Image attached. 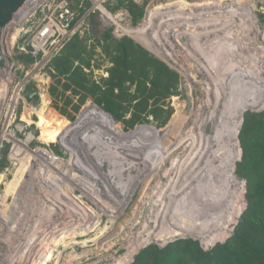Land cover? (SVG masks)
I'll return each mask as SVG.
<instances>
[{"label": "rangeland", "instance_id": "obj_1", "mask_svg": "<svg viewBox=\"0 0 264 264\" xmlns=\"http://www.w3.org/2000/svg\"><path fill=\"white\" fill-rule=\"evenodd\" d=\"M69 1L78 15L80 0ZM253 2L259 11L263 12L260 13L256 10V17L260 24L257 39L261 43L258 47L250 50L252 52L244 51L245 55L230 57L220 55L217 59L220 63L229 62L228 58L231 59V65L225 63V66L234 68L232 72L237 76L248 73L250 68L246 64L247 61L254 59L264 61V49H261V46H264V2L259 0ZM122 3L124 6L111 10L112 14H119L122 11L124 16L121 24L125 27L137 26L146 13L148 0H122ZM46 4L44 0L34 8L28 20L24 21L23 26L25 28L34 29L47 10ZM109 18L104 17L94 25L86 20L87 23L81 25L67 39L65 44L59 47L49 45L47 54L42 52L36 54V56L39 55L36 61L18 56L20 52L17 49V43L12 41L9 44V35L14 33L10 27L4 28L0 40L2 54L9 67L6 71V77H8L7 98L12 99L15 94L18 96L13 108L8 111L4 110L0 118V194L5 195L7 184L21 166L20 156L12 154L15 152L13 139L18 140L17 142L27 148L35 149L37 146H44L63 161L57 159L54 154H50L44 148L38 147L35 150L29 148L42 158L48 166L41 161L38 162L34 157L32 171L26 176L25 191L23 190V193L20 192V194L28 198V202L33 204L36 203L34 200L38 193H45L44 197L47 201L45 208H50V211H52L51 208H53L56 199L66 203L62 197V191L57 186H61L67 192L71 190L74 194L83 195L80 189L77 191L70 185L69 180L61 177L60 173L53 167H59L69 176L71 174L78 181L87 183L88 180L84 177L72 172L71 169L74 168L81 175L89 176L99 185L95 173L90 172V168L92 169V164L97 166L99 162L102 166H97V168L100 170V174H103L101 168L109 164L113 154L115 156L114 163L118 164L120 175L122 178L125 176L129 178L127 183L118 182L125 186V189L121 188L116 195L121 196L122 194V199L117 197L120 210L127 203L123 214L116 221L110 222L117 216L118 211L112 205L106 204L104 207L108 209L110 214L101 213L103 216L99 227L86 235L80 234L82 236H73L57 242L52 256H60L59 264H115L119 258L125 256L126 246L133 236H143L148 229H153L160 209V193L169 187L168 183L175 175L172 161L180 160L186 156L189 141L186 140L179 144L171 155L160 163L157 169L146 174L141 180L138 178L146 173L145 171L154 161L162 157L176 139L179 140L185 133L198 130V123L210 113V108L206 104L207 98L211 96L210 93L209 96H206L208 95L206 94V83L210 82V78L205 77L203 72L197 70L198 62L196 63L195 57L200 55H196L194 58L186 53L169 57L159 55L147 44L119 29L113 16V19L110 16ZM108 32L111 39L117 41L119 46L113 41L107 48V45L110 44ZM123 58H125V63L122 62ZM237 60L240 62L237 63ZM67 61L72 62L73 68L82 67L87 78L96 84L91 93L78 90L65 76H59L53 71L54 64H64ZM154 61H157L159 65H154ZM228 72L224 71L223 75L228 74ZM29 86L35 88L37 96L36 98L32 96L31 99L27 100ZM211 88L213 90V85ZM40 111L50 122V127H46L47 129L55 128L67 135L69 133L64 124L72 125L81 121L84 114L89 111L100 113L118 127L128 142L137 145V150L152 154L148 156L146 161L140 162L139 159L134 160L133 158L131 160L129 155L125 154L127 150L125 152L123 149H120L122 152L113 150L114 153L104 151L108 155V159L99 160L100 156L106 155L99 154L93 159L92 164H89L83 152L81 153V143L74 142L73 139L70 144H67L68 142L48 143L42 140L41 133L44 129L40 125L44 117L40 120L39 115L36 114ZM262 111L264 108L257 112ZM248 112L252 111L246 110L243 117ZM88 119H86L88 123H83L84 128H88L87 124L91 125L93 122ZM232 125L239 127L240 123L234 121ZM169 126H171L170 130L168 129ZM241 127L242 124L240 129ZM159 132L163 134L157 137ZM73 135L72 132L70 136L77 137ZM237 138L241 151L235 163L234 171L241 178L237 176L238 180L231 189H226V193L215 198L214 196L209 198V196L205 199L206 202L200 203L203 208L216 206L214 209L216 210V219L219 218L217 220H220L218 223L224 230L227 227L226 237L207 246L200 239L185 234L179 236L180 238L174 236L164 242L153 241L140 247L129 264L134 262L138 253L150 248H152L151 251L156 248L166 249L170 253V263L187 264L195 256H200L201 252H208L226 242L232 243L237 224L246 214L252 223L250 230L254 231L256 237L254 244H263L264 246V186L259 188V184L264 182V167L259 171L253 170L252 172L249 168L240 167L242 148L238 135ZM111 144L112 146L117 145V143ZM27 158L24 161L28 164L30 158ZM261 158L262 154H260L259 159ZM124 166L126 167L124 168ZM165 171H167L166 174ZM57 176L60 177V180ZM248 176L253 182L251 193L257 195V199H253V204H251V212H245L248 207ZM113 185H116L114 180L104 186L106 190H110ZM31 187H34L32 188L33 192H31ZM94 191L97 193L96 189ZM133 191L134 193L129 199ZM10 200V193H8L5 196L4 207L9 204ZM36 200L42 201V198L38 197ZM190 206L192 207L193 204ZM32 209L33 207H30V211ZM56 218L57 216H55ZM51 222L54 221L46 224ZM194 224L197 228H201L200 220H195Z\"/></svg>", "mask_w": 264, "mask_h": 264}, {"label": "built area", "instance_id": "obj_2", "mask_svg": "<svg viewBox=\"0 0 264 264\" xmlns=\"http://www.w3.org/2000/svg\"><path fill=\"white\" fill-rule=\"evenodd\" d=\"M43 1L27 0L13 14L14 18L6 25L14 31L13 34L10 33L9 35V44L12 41L17 43L19 52H30L35 56L40 52L47 54L49 45L61 46L81 25L87 23L88 17L95 11H99L102 18L110 19L109 16L112 15L115 19L114 22L117 21L122 25L121 20L124 12L112 14L107 9L109 4H115L118 0H89L90 5L79 17H77L69 0H45L47 10L41 20L37 22L33 30L25 28L23 26L24 21L28 20L34 8ZM253 1L148 0L146 13L137 26L146 27L147 39L160 48L159 55L160 53H166L168 57L171 56L170 54L184 55V49L187 45L186 39L188 40L196 34L205 40H207L206 38L236 37L242 34L253 37L254 26L258 30L260 29L259 19L256 17V10L259 11V9ZM259 1L264 2V0ZM83 2L84 0L79 1L80 7L83 6ZM245 8L250 10V14L246 12ZM15 141L18 140L13 139L14 143ZM38 147L55 155L54 152L44 146H37L36 148ZM13 148L15 147L13 146ZM13 153H16V149ZM55 157L59 159L57 155ZM105 158L108 159L107 154L103 157L100 156L99 160ZM112 163L101 168L104 172L103 176L106 175V180H110L107 171L117 169L112 168ZM53 168L60 173L61 177L67 178L70 185L77 191L80 189L85 196L74 194L71 190L67 192L61 186H57L62 191L61 194L66 203L56 199L53 208H51L52 211H50V208H45L47 207L45 193H38L34 200L36 203L33 204L28 202V198L21 196L20 192L23 193L25 182L17 194L15 191L10 192L11 200L6 207H4L5 200L0 201V264H59L60 256H52L57 242L73 236L86 235L99 227L103 216L101 213L108 214L104 208L106 204L112 205L118 211L117 216L110 222L116 221L123 214L127 203L120 210L117 197L122 199V194L121 196L116 195L121 188L125 189V186L118 182H125L126 180H117L116 185L111 186L110 190H106L105 182L102 181L104 178L98 174L100 170L97 166L92 165L90 172L95 173L99 185L89 176L81 175L74 168L71 169L72 172L84 177L88 180L87 183L78 181L71 174L69 176L59 167ZM57 178L60 180L59 176ZM32 188L34 187H31V192H33ZM94 189L97 190V193ZM39 190L41 192V189ZM133 193L134 191L131 192L129 199ZM0 196L2 195L0 194ZM38 197L42 198L43 204L42 201L36 200ZM30 207H33L31 211ZM55 216H57L56 219ZM50 221L54 222L46 224ZM140 240L141 235L133 236L126 246L127 251L123 256L126 264L132 262L134 254L140 247L147 245H139ZM48 253H50L49 256ZM121 259L122 257L118 260ZM118 260L115 264H118Z\"/></svg>", "mask_w": 264, "mask_h": 264}, {"label": "bare ground", "instance_id": "obj_3", "mask_svg": "<svg viewBox=\"0 0 264 264\" xmlns=\"http://www.w3.org/2000/svg\"><path fill=\"white\" fill-rule=\"evenodd\" d=\"M245 10L247 13L250 11L248 8H245ZM110 17L112 18L111 15ZM115 22L123 32L147 44L156 53L160 52V48L147 39L145 26L125 27L120 25L119 22ZM253 29L254 35L249 39L247 38L251 35L247 34L219 39L206 38L207 40L196 34L190 39H186L187 45L184 53L193 58L200 55L195 57L197 59L196 63L198 62L197 70L203 72L205 77L210 78L211 83H206V94H208L206 96H209V93L211 94L206 101L210 113L203 121L198 123V130L185 133L179 140L176 139L162 157L154 161L149 169L147 168L146 173L138 178V180H141L146 174L157 169L160 163L171 155L179 144L186 140L189 141L186 156L180 160L175 159L172 161L175 175L169 181V187L160 193L161 203H159L160 209L157 213L155 227L151 230L148 229L146 234L141 236L139 245L153 241L164 242L174 236L180 238L179 236L185 234L200 239L207 246L226 237L227 227L224 230L221 228V224L218 223L220 220H217L219 218L216 219V210L214 209L216 206H212L214 208H203L200 203L209 196V198L212 196L215 198L226 193V189H231L232 185L238 180L234 168L240 156L237 138L240 125L238 127L232 125V123L234 121L241 122L243 110L247 108L259 109L264 106V61L254 58V60L247 61L246 64L250 68L248 73L237 76L232 72L234 68L231 69L225 66L226 64L231 65V59L228 58L229 62L225 61L226 64L218 62L217 59L220 55L225 57L245 55L244 51L248 52L254 47H258L261 43L257 39L258 28L254 26ZM179 40L182 42L181 39ZM158 41L161 40L158 39ZM261 49H264V46H261ZM164 54L167 56L166 53H160V55L166 57ZM238 62L240 61L237 60ZM8 68L7 63H4L0 69V118L4 110L8 111L13 108L18 98L16 94L12 99L7 98L8 77H6V71ZM224 71L229 72L223 75ZM33 94L34 96L30 94L28 98L31 99L32 96L36 98L37 93L33 92ZM30 111L32 112V110ZM36 114L39 115L40 120L43 119L42 111ZM26 119L28 120L27 117ZM5 136L7 137V134ZM14 147L16 153H13V155L20 156L21 166L15 172L13 179L7 184L5 195L0 196L1 202L5 200L6 194L14 191L16 194L18 193L26 180V176L32 171L34 157L48 166L42 158L20 142L15 141ZM27 157L30 158L28 164L24 161L28 159ZM164 173L166 174L167 171ZM70 196L72 197L71 194ZM190 204H193V208ZM206 207L208 206L206 205ZM104 208L110 214L108 209ZM195 220L201 221V228L195 226ZM49 255L50 253H48ZM118 264H126L124 257L118 260Z\"/></svg>", "mask_w": 264, "mask_h": 264}, {"label": "trees", "instance_id": "obj_4", "mask_svg": "<svg viewBox=\"0 0 264 264\" xmlns=\"http://www.w3.org/2000/svg\"><path fill=\"white\" fill-rule=\"evenodd\" d=\"M115 4L117 5L109 4L108 9L111 11L124 6L122 0H118ZM89 5V0H84L83 6L79 8V14L77 17H79ZM108 38L110 40V44L107 45V48L110 47L113 41L117 44V46H119L117 41L111 39L109 32ZM65 42L63 44H65ZM18 56L21 58H29L34 61H36L39 57V55L35 56L30 52H20ZM122 62H126L125 58L122 59ZM153 64L159 65L157 61H154ZM72 68V62L70 63V61H67L64 64L56 63L53 65V71H55L59 76H65L66 79L78 90L91 93L94 90L96 84L87 78V74L83 71L82 67ZM262 108H264V106L259 109ZM249 109L259 110L255 108H247L241 113V119L243 113ZM87 118L93 122H91V125L87 124L88 128H84L83 123H88L86 120ZM64 125L67 127V132L69 133L68 135L55 128L47 129L46 127H50V122L47 121L44 116V119L40 125L44 129L41 133L42 140L48 143L68 142L67 144H70V141L73 139L74 142L76 141L79 144L81 143V153L83 152V155H85L86 161L89 164H92L93 159L99 154H106L104 151L114 153V151L120 152V149H123L124 152L127 150L125 154L129 155L131 160H133V158L134 160L139 159L140 162L146 161L148 156L152 154L150 152L137 150V145L135 146L128 142V140L123 137L122 132L118 129V127L111 120L103 117L100 113L89 111L87 114H84L81 121H78L72 125ZM170 127L171 126L168 128L169 130ZM72 132L75 136H77L76 138L70 136ZM162 134L163 133L159 132L156 136L159 137ZM238 136L240 138V144L242 148V159L239 163L240 167L243 166L244 168H249L251 172L253 170H261L264 167V111L248 112L246 115H244L242 127ZM111 143H117V145L112 146ZM111 146L115 148L112 149ZM260 154H262L261 159H259ZM114 157L115 156L112 154L109 164L113 162L112 168L115 167L117 169L110 172L107 171V175L110 180H106L105 174L103 176V174H100V172L98 173L100 177L104 178V180H102L105 182V184L103 182L104 185H108L113 180H122V175L119 173L118 164L114 163ZM97 166H102V164L98 162ZM123 180H126L125 183H127L129 180L128 176H125ZM262 186H264V182L259 184V188H262ZM252 187L253 182L248 176V207L245 212H251V204H253V199H257V195L251 193ZM251 226L252 223L249 221L247 214L244 215L242 220L237 224L232 243L226 242L218 246V248H214L208 252H201L200 256H195V258L191 259L187 264H264V246L263 244H254L256 237L254 236V231L250 230ZM151 250L152 248L144 251L142 250L140 253H138L132 264H175V262L170 263V253L166 249L156 248L153 251Z\"/></svg>", "mask_w": 264, "mask_h": 264}, {"label": "water", "instance_id": "obj_5", "mask_svg": "<svg viewBox=\"0 0 264 264\" xmlns=\"http://www.w3.org/2000/svg\"><path fill=\"white\" fill-rule=\"evenodd\" d=\"M25 1L26 0H0V40L2 38V33L4 31L5 26L9 23V21H11L13 14L23 5V3ZM101 19H102V16H101L100 12L95 11L88 17V23H90L91 25H94V24L99 23ZM4 63H5V59H4V56L2 54V48H1V44H0V69L2 68ZM28 91H29V95L32 94L34 96L33 92L36 93L35 88L32 86L28 87ZM29 95L26 96L27 97L26 99H29L28 98ZM248 111L257 112L259 110H254V109L252 110L251 109ZM243 119H244V117L242 116L241 124L243 122ZM239 132H240V129L238 131V134H239ZM236 175L239 178H241L239 174H236Z\"/></svg>", "mask_w": 264, "mask_h": 264}]
</instances>
